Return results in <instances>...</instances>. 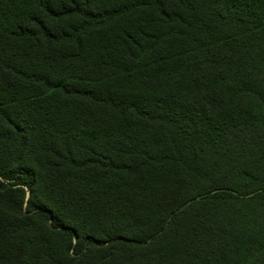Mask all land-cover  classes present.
Segmentation results:
<instances>
[{
	"label": "trees",
	"instance_id": "trees-1",
	"mask_svg": "<svg viewBox=\"0 0 264 264\" xmlns=\"http://www.w3.org/2000/svg\"><path fill=\"white\" fill-rule=\"evenodd\" d=\"M0 264H264V0H0Z\"/></svg>",
	"mask_w": 264,
	"mask_h": 264
}]
</instances>
